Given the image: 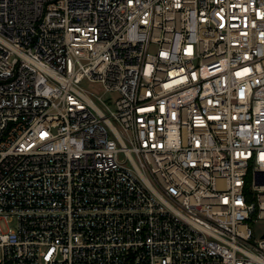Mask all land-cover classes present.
Segmentation results:
<instances>
[{"label": "built area", "instance_id": "obj_1", "mask_svg": "<svg viewBox=\"0 0 264 264\" xmlns=\"http://www.w3.org/2000/svg\"><path fill=\"white\" fill-rule=\"evenodd\" d=\"M259 224L264 0H0V264H264Z\"/></svg>", "mask_w": 264, "mask_h": 264}, {"label": "rangeland", "instance_id": "obj_2", "mask_svg": "<svg viewBox=\"0 0 264 264\" xmlns=\"http://www.w3.org/2000/svg\"><path fill=\"white\" fill-rule=\"evenodd\" d=\"M84 85H85V82L83 83ZM89 86V88H91V89H97V85H88ZM264 230V224H259V225H256V235H260V233L262 232Z\"/></svg>", "mask_w": 264, "mask_h": 264}]
</instances>
